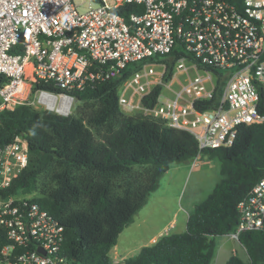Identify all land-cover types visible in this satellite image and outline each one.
<instances>
[{"label":"built area","instance_id":"built-area-1","mask_svg":"<svg viewBox=\"0 0 264 264\" xmlns=\"http://www.w3.org/2000/svg\"><path fill=\"white\" fill-rule=\"evenodd\" d=\"M125 4L133 8L124 15L117 10ZM178 42L190 54L174 64L180 88L144 107L142 97L166 69L156 58ZM132 63L142 65L118 87L124 113L162 118L189 132L199 149L230 146L240 125L264 121V0H0V75L7 79L0 110L26 104L68 116L76 94ZM181 75L188 77L181 82ZM37 82L49 88L36 89ZM27 163L23 134L0 146V264H68L63 225L29 195L7 192ZM237 210L228 237L264 233V177Z\"/></svg>","mask_w":264,"mask_h":264},{"label":"trees","instance_id":"trees-1","mask_svg":"<svg viewBox=\"0 0 264 264\" xmlns=\"http://www.w3.org/2000/svg\"><path fill=\"white\" fill-rule=\"evenodd\" d=\"M132 8L125 4L117 11L125 15ZM181 56L190 58L178 42L169 54L156 58L166 69L161 83L142 97L144 107L155 104ZM141 65L128 64L116 76L76 94V116L26 104L0 110V146L19 134L28 143L27 166L7 192L29 195L63 225L61 253L68 264H212L214 238L236 230L238 202L264 177V121L240 125L230 146L199 149L189 132L168 126L162 118L124 113L118 87ZM6 80L0 75V86ZM222 85L219 79L215 104ZM35 88L49 85L37 82ZM195 106L204 108L197 102ZM259 110L264 114L263 96ZM197 157L216 159L221 178L193 206L185 231L163 234L136 255L114 262L110 249L159 187L169 165ZM238 242L247 260L233 253L224 264H264L263 232L242 231Z\"/></svg>","mask_w":264,"mask_h":264},{"label":"rangeland","instance_id":"rangeland-1","mask_svg":"<svg viewBox=\"0 0 264 264\" xmlns=\"http://www.w3.org/2000/svg\"><path fill=\"white\" fill-rule=\"evenodd\" d=\"M189 73L192 75L193 71ZM187 77L188 75H181L178 76V80L182 82ZM179 88L180 84L177 79L171 78L165 84L161 95L171 97ZM78 104L79 102L75 98L72 108L75 116L78 114ZM196 161L193 167L192 161L180 162L179 166L184 167L182 171H179V173H183L181 178L179 174L174 175L176 178L172 182H166L168 175L162 177L160 186L165 195L163 197L148 196V203L134 216L133 222L123 229L117 238L116 245L111 248L109 254L112 260H122L136 255L141 247L152 243L150 238L153 236L157 239L163 234L181 232L180 229L185 219L182 209L193 208L197 202L207 196L221 178L219 163L216 159L198 157ZM173 172L174 169L171 167L168 174ZM176 209L178 211L174 214ZM171 220L175 227L171 226ZM214 239L216 253L212 264H224L233 253L243 260H247L246 252L238 240L227 235L217 236Z\"/></svg>","mask_w":264,"mask_h":264},{"label":"crops","instance_id":"crops-1","mask_svg":"<svg viewBox=\"0 0 264 264\" xmlns=\"http://www.w3.org/2000/svg\"><path fill=\"white\" fill-rule=\"evenodd\" d=\"M179 165H181L180 163H172V164H170L169 165V168L167 169V171L161 176V178H160V180H159V187L156 189V190H154L153 192H151L150 193V195H158V197H163L165 194H164V190L163 189H161V186H160V181H161V179H162V177L163 176H166V175H168V176H166L167 178V180H166V182H172L173 180H174V178H176V177H174V175L175 176H177L178 174H179V176H180V178H181V176L183 175V173L182 172H180L179 173V171H182L183 169H184V167L183 166H179ZM171 167H173V169H174V172L173 173H171V174H168V172L170 171V168ZM193 167V166H192ZM149 195V196H150ZM148 203V201L146 202V204ZM145 204V205H146ZM145 205L143 206V207H145ZM142 207V208H143ZM141 208V209H142ZM140 209V210H141ZM139 210V211H140ZM182 210H184V213H185V219H184V221H183V223H182V226H181V232H183V231H185V229H186V221H187V218H188V215H189V212L192 210V207H189V208H187V209H185V208H183ZM138 211V212H139ZM177 211H178V209H176L175 211H174V214H176L177 213ZM137 212V213H138ZM137 213H136V215H137ZM135 215V216H136ZM171 226H174L173 225V220H171ZM175 227V226H174ZM180 232V233H181ZM157 239H156V237L155 236H153V237H151L150 238V241L153 243V242H155ZM151 243V244H152ZM116 245V244H115ZM114 245V246H115ZM113 246V247H114ZM111 250V249H110ZM110 252V251H109ZM109 256H110V254H109ZM123 260V259H122ZM114 262H117V261H120V260H113Z\"/></svg>","mask_w":264,"mask_h":264}]
</instances>
